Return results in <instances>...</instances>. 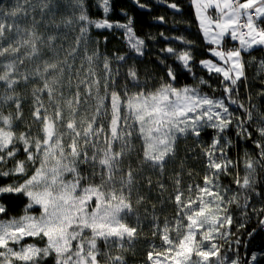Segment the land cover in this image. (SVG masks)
I'll use <instances>...</instances> for the list:
<instances>
[{"label":"snow or ice","instance_id":"obj_1","mask_svg":"<svg viewBox=\"0 0 264 264\" xmlns=\"http://www.w3.org/2000/svg\"><path fill=\"white\" fill-rule=\"evenodd\" d=\"M191 2L205 41L215 45L209 51L220 61L200 63L209 73L222 77V98L202 94L197 87L174 86L176 73L170 66L165 69L167 79L151 90L146 83L141 86L138 70L129 66L120 90L116 77L122 63L113 70L109 57L89 52V31L92 27L123 28L133 53L143 56L144 41L135 36L131 19L116 25L107 19L93 20L84 0H16L11 8L0 7V177H23L0 185V197L19 195L28 201L22 216L0 220V264H40L50 256L54 264H101L98 241L123 249L137 233V227L128 223L133 212V171L131 166L126 173L121 168L134 146L133 135L142 141V163L162 173L167 159L175 156L177 140L200 137L204 128L214 129L217 136L205 150L209 171L203 186L197 185L195 193L189 186L185 196L179 179L175 181V222L165 221L162 229L152 225L160 230L165 247L163 251L154 249L148 258L152 264H239L238 259L221 256L215 241L230 235L225 227L232 224L228 206L236 203L246 209L248 204L246 199L239 203V193L226 198L227 190H220L219 176L232 161L222 160L216 153L224 156L220 134L234 119L237 135H251L245 125L252 112L236 97L239 82L246 79L242 53L264 48V27L260 26L264 24V0ZM168 6L179 11L174 3ZM98 7L107 14L109 0H100ZM159 19L163 22V17ZM72 32L76 33L72 44L58 42ZM226 37L239 46L224 48ZM166 51L192 71L189 50L177 53L168 47ZM116 59L124 62L126 58L120 55ZM260 66L264 69V62ZM199 83L207 81L200 79ZM22 88H31L33 123L40 125L37 135L32 134L31 126L19 135L15 130V122H23ZM230 105L243 110L245 116H236ZM258 133L264 137V126ZM255 143L260 160H246L247 172L236 180L245 191L252 187L255 163H264V144ZM20 145L25 160L16 159ZM10 160L13 166L8 168ZM82 166L90 170L87 175ZM141 200L143 197L138 202ZM35 206L41 209L39 216L28 211ZM5 212L0 204V214ZM260 223L264 225V219ZM28 237L39 238L43 246L22 244ZM107 259L108 264H124L121 255H108Z\"/></svg>","mask_w":264,"mask_h":264},{"label":"trees","instance_id":"obj_2","mask_svg":"<svg viewBox=\"0 0 264 264\" xmlns=\"http://www.w3.org/2000/svg\"><path fill=\"white\" fill-rule=\"evenodd\" d=\"M134 1L109 0V12L104 14L102 7H98L100 0H84L88 15L93 20L107 19L116 25L126 24L131 19V27L135 36L144 41V55L136 56L128 44L123 28L96 29L92 27L89 31V52L96 51L101 57H109L113 70L122 63L119 76L116 77L120 90H122L125 72L129 66H135L140 76L141 86L146 83L149 90L158 87L164 79H167L165 69L170 66L176 73V79L172 82L174 86L178 88L197 87L202 94L210 97H224L222 77L215 72L209 73L200 63L202 60L213 58L209 49L214 48L215 45L205 41L191 0H139V4L151 8V12L140 11L134 5ZM172 3L182 8L183 12L171 10L168 5ZM160 17H163L164 24L157 23ZM253 18L255 19V16ZM260 26L264 27V24ZM75 35V32L69 33L66 39L61 36L58 42H63L65 46H68L72 44ZM180 38L191 43H182ZM238 46V41H232L227 37L223 43L224 48ZM168 47H172L177 53L184 50L191 52L193 58L191 72L185 70L173 54L167 53ZM120 55L125 56L124 62L117 61L116 57ZM242 58L245 64L246 79L239 82V95L236 99L244 103L245 108L252 112L251 121L245 125L251 135L249 138L237 135L239 129L234 119L226 132L220 134L223 137L220 145L224 146V156L221 157L219 152L216 155L222 160L232 161L226 172L219 176L218 183L222 192L227 190L226 198L239 193V203L242 205L246 199L248 207L245 209L237 206L236 203L228 206L232 224L225 227L230 235L226 240L219 239L217 243L220 246V254L227 257L229 261L238 259L239 264H248V262L264 264V225L260 223V220L264 219V211H261L264 209V163H255L256 170L253 173V183L249 190L245 191L236 184V180L238 178L242 180L247 172L246 160L251 159L253 162L260 160V150L256 148L255 142L264 144V137L258 133V129L264 126V94H261L264 91V69L260 66L261 62H264V48L254 47L248 52H243ZM101 68L97 71L101 72ZM200 79L207 83L200 84ZM130 90L136 91L131 88ZM20 95L23 98V122H15L17 135L20 132L29 131V126H31L32 134L37 135L40 125L33 123L31 88L27 90L22 88ZM45 103H47L46 99ZM229 107L236 116H245L244 111L238 109L236 105ZM7 111L5 109V114ZM104 123L107 126L106 119ZM216 136L214 129L204 128L200 137H180L175 145V156L167 159L166 166L161 173L142 163V141L135 134L133 135L134 146L131 152L124 157L121 168L123 173L128 171L129 166L133 171L134 185L131 194L133 212L128 216V223L137 227V233L131 244L125 242L123 249L106 247L103 241H98V247L102 253L98 257L101 264H108V255H121L124 264H148L150 252H154V249L155 251L163 250L161 232L152 225L159 224L162 229L165 221L176 217L177 206L174 197L177 179L180 181L179 188L185 196L188 195L189 186H192L193 193L197 185L203 186L204 176L209 171L206 168L205 150L211 146ZM229 141L230 144L227 143ZM19 147L21 151L17 152L16 159L25 160L22 145ZM12 166L13 161L10 160L6 167ZM81 171L87 175L90 170L82 166ZM29 174H31L30 166ZM13 179H23V177H0V185L10 183ZM149 179L151 180L150 186ZM117 180H119V174ZM95 182H98V178H95ZM160 184L164 185L163 189L159 187ZM140 197H143V200L138 202ZM27 202L26 197L19 195L0 197V204L6 208V212L0 214V220L22 216ZM28 211L39 216L41 209L35 206ZM28 243L43 246V241L39 238L25 239L22 244ZM252 257H255V260ZM40 264H54V262L50 256Z\"/></svg>","mask_w":264,"mask_h":264},{"label":"rangeland","instance_id":"obj_3","mask_svg":"<svg viewBox=\"0 0 264 264\" xmlns=\"http://www.w3.org/2000/svg\"><path fill=\"white\" fill-rule=\"evenodd\" d=\"M15 2H16V0H2L0 3V7H6V8H11V7H13L14 5H15ZM241 2H244V0H241ZM211 13L213 14V15H215V12H214V10H211ZM254 49V48H253ZM209 60H212L214 63H220V61H218V59L216 58V57H214L213 56V58H211V59H209ZM206 69V68H205ZM207 70V69H206ZM220 190L222 191V188H220ZM175 219H176V217L175 218H173L172 220H170V221H167L170 225H172V224H174V222H175ZM163 227V226H162ZM170 235L171 236H173V237H175V232H172V233H170ZM28 238H32V237H28ZM28 238H26V239H28ZM219 239H217L215 242L217 243V241H218ZM24 241H22L21 243H23ZM217 244H219V243H217ZM13 247H15V246H13ZM162 249H164V245H163V241H162ZM163 251V250H162ZM221 256H223V257H225L224 255H222L221 254ZM155 258V257H154ZM194 259H199L198 257H193ZM161 259H163V257H161ZM213 260H215L216 258L214 257V258H212ZM229 260V259H228ZM148 264H152V261H149L148 262ZM248 264H254V263H252V262H248Z\"/></svg>","mask_w":264,"mask_h":264},{"label":"water","instance_id":"obj_4","mask_svg":"<svg viewBox=\"0 0 264 264\" xmlns=\"http://www.w3.org/2000/svg\"><path fill=\"white\" fill-rule=\"evenodd\" d=\"M134 5L140 10V11H149V12H151L152 11V9L151 8H149V7H143V8H141L140 6H139V3H137V0H135L134 2ZM178 8H179V11H177V10H175V9H173V8H171V10H173V11H175V12H179V13H181V12H183V9L182 8H180L179 6H178ZM157 23H159V24H164V20H163V22L159 19V20H157Z\"/></svg>","mask_w":264,"mask_h":264}]
</instances>
